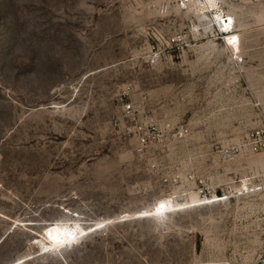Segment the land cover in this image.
Wrapping results in <instances>:
<instances>
[{"label": "rangeland", "instance_id": "374dc122", "mask_svg": "<svg viewBox=\"0 0 264 264\" xmlns=\"http://www.w3.org/2000/svg\"><path fill=\"white\" fill-rule=\"evenodd\" d=\"M219 1L235 17L228 47L203 0H0V264H252L264 253V154L230 173L210 155L264 124V0ZM150 117L189 124L194 166H146L135 129ZM187 170L224 198L192 203L202 187L164 181ZM162 198L176 209L147 215ZM55 222L88 232L27 257Z\"/></svg>", "mask_w": 264, "mask_h": 264}, {"label": "built area", "instance_id": "2783aa9c", "mask_svg": "<svg viewBox=\"0 0 264 264\" xmlns=\"http://www.w3.org/2000/svg\"><path fill=\"white\" fill-rule=\"evenodd\" d=\"M227 19V17H226ZM232 31V30H231ZM220 34L223 36L225 44L229 45L227 35L219 29ZM227 34V32H226ZM242 46V43H241ZM232 55V54H231ZM238 55V56H236ZM236 63H242L244 56L242 51L233 55ZM124 115L135 119L140 113L139 109L133 102H124L122 104ZM145 125L136 127L137 143L134 152L145 161L146 166L155 171H161L165 166H194L192 158L183 157V153L188 150L192 144L193 133L189 124L175 125L167 122L163 126H159L154 118H148ZM245 154H264V124L248 130L242 141L237 143H230L221 146H215L210 155L216 158L217 166H223L226 173H230V166H233ZM175 155L176 159L171 157V164L167 162V157ZM182 178L180 172L173 173L171 177L164 178V181L170 180L173 184H180L183 182L187 189L194 184L195 189H198L199 196H212L218 194V189L223 192V186L212 188L205 192L204 187L206 181L194 171L187 170ZM183 179V180H182ZM193 192V191H192ZM223 195L225 194H218ZM233 197H230L231 199ZM212 204V203H210ZM208 205V204H201ZM200 206V205H196ZM252 264H264V253L259 255Z\"/></svg>", "mask_w": 264, "mask_h": 264}, {"label": "bare ground", "instance_id": "6f19581e", "mask_svg": "<svg viewBox=\"0 0 264 264\" xmlns=\"http://www.w3.org/2000/svg\"><path fill=\"white\" fill-rule=\"evenodd\" d=\"M208 7L209 11L213 13V20L215 23L220 27V30L228 33L233 29V21L234 18L230 14H227L221 9L219 5V0H203ZM196 7L200 10L204 9L201 3L196 4ZM203 13H206L203 10ZM227 16V19H226ZM230 20V21H229ZM197 195V196H196ZM196 195L191 196V202L198 204H210L213 202H217L222 200L224 197L219 196L218 194L212 196H199L197 193ZM164 205L163 208L160 206ZM174 204L171 198H162L160 199L151 210L145 211L147 215H162L166 214L172 210H174ZM88 231L81 225L76 224L74 226L62 224L59 222H55L51 224L50 227L47 228L44 238L35 239L32 242V249L26 255L27 257H32L35 254L40 253V251H46L47 249L57 248L61 244L72 240V236L74 235L75 240L82 234L87 233Z\"/></svg>", "mask_w": 264, "mask_h": 264}, {"label": "snow or ice", "instance_id": "6c2138e0", "mask_svg": "<svg viewBox=\"0 0 264 264\" xmlns=\"http://www.w3.org/2000/svg\"><path fill=\"white\" fill-rule=\"evenodd\" d=\"M160 207L163 208L164 205H161ZM72 242H75V237H74V235L72 236V240L68 241V243H72Z\"/></svg>", "mask_w": 264, "mask_h": 264}]
</instances>
